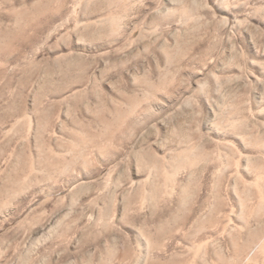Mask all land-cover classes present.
Listing matches in <instances>:
<instances>
[{
    "label": "rangeland",
    "instance_id": "374dc122",
    "mask_svg": "<svg viewBox=\"0 0 264 264\" xmlns=\"http://www.w3.org/2000/svg\"><path fill=\"white\" fill-rule=\"evenodd\" d=\"M263 109L264 0H0V264H260Z\"/></svg>",
    "mask_w": 264,
    "mask_h": 264
},
{
    "label": "bare ground",
    "instance_id": "6f19581e",
    "mask_svg": "<svg viewBox=\"0 0 264 264\" xmlns=\"http://www.w3.org/2000/svg\"><path fill=\"white\" fill-rule=\"evenodd\" d=\"M37 10V9H36ZM264 110V109H263ZM235 124V123H234ZM237 136H239V135H237ZM227 137V136H226ZM240 138V137H239ZM241 141V140H240ZM243 144H246L245 142H243ZM248 144V143H247ZM256 145V144H255ZM242 146H244L245 147V149H246V145H242ZM257 146H258V144H257ZM264 147V146H263ZM248 148H251V147H249L248 146ZM254 148H256V147H254ZM244 149V150H245ZM249 151H250V149H249ZM255 151H258V152H260L261 154H263L264 155V148H260V149H258L257 148V150H255ZM254 151V152H255ZM241 152V151H240ZM251 152V151H250ZM196 161V160H195ZM262 162V161H261ZM72 163V162H71ZM225 165V164H224ZM237 165V164H236ZM252 165V164H251ZM245 166V165H244ZM235 170H237V167H236V169ZM238 171V170H237ZM239 171H241V169L239 170ZM247 171V170H246ZM264 172V171H263ZM239 173V172H238ZM247 173H249V170L246 172V174ZM253 173V172H252ZM246 174H244V176L246 175ZM239 175V174H238ZM243 176V177H244ZM249 176V175H248ZM247 177V176H246ZM251 178V177H250ZM249 178V179H250ZM264 178V177H263ZM249 181V180H248ZM249 183H250V181H249ZM251 183H253L255 186H256V188L257 189H255V190H257L258 192L257 193H259V201H258V203H256L257 205V211H256V213H259V212H261V210H262V214L264 215V182H263V180H262V177H261V179L259 178V176H256V177H254L253 178V181L251 182ZM247 184V183H246ZM253 191V190H252ZM240 198V197H239ZM246 200V199H245ZM248 210V209H247ZM256 210V209H255ZM253 211V210H252ZM252 211L250 212L251 214H252ZM254 213V212H253ZM259 219V218H258ZM228 221V220H227ZM263 222V221H262ZM257 224V223H256ZM242 225V224H241ZM254 225V224H253ZM191 226H192V224H191ZM197 230V229H196ZM241 230V233H243L244 232V234L246 233V231H244V226H242V228L240 229ZM252 230V229H251ZM249 231V230H248ZM245 239H244V241H243V244H242V247H246V249H248V247H251V245H254L255 247H256V249H257V251H259V253H261L262 254V260H261V262H260V264H264V222H263V224H261L260 226H257V228H256V230H252L251 232H248L247 234H245ZM139 237H140V235H139ZM142 237H144L143 235H142ZM141 237V238H142ZM140 239V238H139ZM144 241V240H143ZM146 242V241H145ZM232 243V242H231ZM147 244H149V243H147ZM146 243H145V248H146V252H145V254H147L148 253V251H149V246L147 245ZM235 244V243H234ZM143 245V244H142ZM233 245V244H232ZM237 245V244H236ZM235 245V246H236ZM244 249V248H243ZM140 250V249H139ZM139 250H135V252H136V255H139V253H140V251ZM228 250V249H227ZM236 253V252H235ZM135 254V253H134ZM143 254V253H142ZM136 257V256H135ZM145 257V256H144ZM240 257V256H239ZM137 258H138V256H137ZM135 259V258H134ZM146 259H147V257H145V260L144 261H146ZM158 262V261H157ZM212 262H214V261H212ZM215 262H216V260H215ZM146 263V262H145ZM218 262H216V263H214V264H217ZM147 264V263H146ZM259 264V263H258Z\"/></svg>",
    "mask_w": 264,
    "mask_h": 264
}]
</instances>
